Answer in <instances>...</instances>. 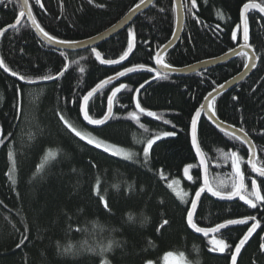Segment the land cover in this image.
Returning a JSON list of instances; mask_svg holds the SVG:
<instances>
[{
    "label": "trees",
    "instance_id": "1",
    "mask_svg": "<svg viewBox=\"0 0 264 264\" xmlns=\"http://www.w3.org/2000/svg\"><path fill=\"white\" fill-rule=\"evenodd\" d=\"M182 1L184 32L164 59L173 69L219 59L241 47L240 13L249 0H196L197 8L191 11V0ZM138 2L41 0L40 7L36 0H29V5L35 19L51 35L80 43L105 33ZM21 9L19 0L0 3V30L15 23ZM248 22L249 44L258 66L248 80L219 97L214 106L220 121L249 134L257 156L264 161V20L251 13ZM175 27L174 1L157 0L126 31L96 49L102 58L119 59L127 49L128 32L133 31V55L118 68L103 67L92 50L63 52L61 56V51L38 39L26 20L1 37L0 59L35 83L20 81L0 69V264H101L98 246L110 241H115L112 251L106 254L110 264H145L146 260L163 264L162 258L168 251L183 252L190 264H231L229 252H210L207 239L190 231L184 212L188 205L182 204L167 184L179 180L177 187L186 190L189 199L202 185L191 146V117L209 93L243 72L247 58L240 56L192 76L157 78L160 73L154 72L156 54L172 40ZM234 30L235 42L231 38ZM139 65L152 68V73L132 75L97 95L89 103L90 115L101 118L107 111L111 90L121 83L128 86L117 94L114 118L109 124L101 129L87 128L75 101L126 67ZM60 71L64 75L55 81L40 80L41 76L58 75ZM142 84L149 85L137 100L162 118L141 115L140 123L147 132L127 118L136 110V89ZM60 115L99 139L135 151L138 157L125 161L87 145L67 130ZM164 131H174L176 135L158 140L145 165L142 149L146 143L141 141ZM198 138L209 165L210 181L231 179V161L224 155L237 151L244 161L241 168L251 190V180L255 178L247 167L248 151L242 143L214 129L204 117L199 123ZM50 149L58 155L36 174ZM10 150L16 161L15 183L8 176ZM187 164L194 165L191 175L195 182L184 178ZM97 180L110 210L94 194ZM256 181L264 194V180ZM197 213L201 227L256 216L260 227L244 247L237 264H264V251L260 249L264 242V206L253 209L242 201L221 203L204 196ZM165 219L169 223L161 228ZM252 223L234 225L221 232L233 250ZM25 235L27 240L17 247ZM69 245L72 251L65 252Z\"/></svg>",
    "mask_w": 264,
    "mask_h": 264
},
{
    "label": "snow or ice",
    "instance_id": "2",
    "mask_svg": "<svg viewBox=\"0 0 264 264\" xmlns=\"http://www.w3.org/2000/svg\"><path fill=\"white\" fill-rule=\"evenodd\" d=\"M11 0H9V3ZM92 0H89V3H91ZM0 3H4V0H0ZM36 3L40 5V7H43L42 4H40V0H36ZM148 3V0H139L138 3L135 4V6L130 10L129 15L134 14L141 8L142 5H145ZM197 3L196 0H191V9H196ZM24 9H27V12H25ZM258 10L261 14H264V2L256 3L252 2V0H249V2H245L242 6L241 10V19L244 22V29H243V40L244 43L241 44V48H248L250 45L248 44L249 40V33H248V25H247V18L246 14L250 10ZM27 15L31 26L35 29L37 33H39L42 38L43 42L47 45H58L61 47H71L74 44H78L79 42L76 41H69L65 39H59L54 35H51L48 31H46L41 24L35 19L31 8L29 7V0H22V9L19 11V15L12 25H9L8 27H11L12 29H17L18 26L21 25V18ZM222 18V16H221ZM239 29V26H237V30ZM7 29L0 30V36L4 35V31ZM237 30H234L231 34L232 40L235 42L237 41ZM134 32L129 31L128 32V40H127V49L122 52V54L119 56V59H105L101 57V53L96 50V48H93L92 51L95 55V58L99 61L102 65H115L119 64L125 59L129 57V55L133 52L134 48ZM169 44H171V41H169ZM167 47V45L165 46ZM235 51V50H233ZM61 56L64 55L63 52L60 53ZM242 56H247L246 52H241ZM253 58L248 57V60L251 61ZM155 63L157 65H160L164 69L171 70L172 66L165 62L164 59H162L161 53H157L155 57ZM245 68H247L249 65L246 63ZM252 67H255V64L253 63L251 65ZM0 68H2L5 72L9 73L12 76H15L20 81H24L26 83H35V81L31 78H28L24 75H21L13 70H11L3 59H0ZM140 69L144 68V65H139ZM66 70V69H65ZM148 72H152V68L146 69ZM84 69L81 68V72H83ZM137 72L136 67H126L123 71H120L116 74V77H109L107 80L102 81L101 83L97 84L94 88H92L90 91L87 92L86 95H84L82 98L75 101V103L78 104L79 112L82 114L83 120L87 122L88 125L92 126H102L105 125L110 119L114 118V112L113 107L116 103L117 94L120 93L123 89H127L128 86L126 84L121 83L119 86L114 87L111 90V94L107 97V111L101 118H94L92 115H90V108L89 103L91 98L94 96L95 93H97L98 90L103 89L107 84H109L113 79H118L119 77H123L129 73H135ZM64 75V71H60L58 75H44L40 77V80L42 81H52L57 80L60 77ZM157 78L167 79V73H164L163 75L158 74ZM141 88L144 87V85H140ZM223 87V85H221ZM131 91V89H128ZM136 92H139V89H136ZM209 96L212 95V93L208 94ZM207 99V97H205ZM235 99V97H234ZM207 108L209 113L210 119H216V110L213 103H209L206 105H201L199 110H196L194 115H192L190 120V127H191V146L192 149L195 151L196 158H199L200 160V166L203 168V183L198 189L194 192V197L189 199V193L184 190L182 187H177L180 184L179 180H173L171 183L167 184V187L173 192L175 197L185 205H188L184 209L185 212V221L186 225L189 229H191L195 233L202 234L205 238H207V243L210 245L209 251L210 252H219V253H225L226 251L229 252L231 256V264H237V256L240 254L243 246L248 242V240L252 237L253 233L256 231L257 228L260 227V221L257 220L256 216L249 215L244 218L239 219H227L222 223H217L215 226L211 227H201L199 226V221L197 219L198 213L197 209L198 206L201 204V197L203 194L208 193L212 197H215L219 200H226V201H232L235 199H239L240 201H243L245 205H247L249 208H257L258 205L264 206V194H262L261 186L257 184L256 179L251 180V190H249L247 184H246V176L245 172L241 168V164L244 163L242 157L238 154L237 151H231L230 153H226L224 155L225 159H230L231 161V168L232 172L229 174L231 176L230 180H219L215 183L210 181L209 175H208V168L205 163L206 157L202 151L201 145L199 143L198 139V124L200 123V118L202 115V111ZM135 111L130 112L128 114V119H131L132 121H135L141 129H143L145 132L148 131V129L145 127L143 123H140L141 115L152 117L155 119H162L161 117H158L157 114L153 111H149L141 106V103L139 100H136L135 103ZM60 120L63 121L64 126L67 128V130L72 133L75 137L79 138L80 141L85 142L87 145L92 146L95 149H100L103 153L108 154L111 157H117L121 160L130 161L134 160V157H138L139 154L133 153L130 150H126L124 147L117 146L115 144L106 142L103 139H99L98 137L94 136L91 132H85L79 128H77L73 123H71L67 118H65L63 115H60ZM165 124L169 123V121L164 120ZM223 124V121L220 122V125ZM218 125V127H220ZM173 127H175L173 125ZM232 126L229 125V128ZM220 131L223 132L225 135L231 136L233 139L240 141L242 144L247 143L249 145V151H248V160L247 163L251 168L252 172H255L258 177H264V161H262L254 151L255 145L251 143L249 140V134L243 129L238 128L235 131L228 132L225 130V128L220 127ZM240 132L243 133V136L237 135L236 133ZM176 133L174 131H164L162 133H157L154 137H149L146 142L141 141V143H146V146L142 149L143 154V163L147 165L149 163L150 159V150L153 148V145L160 139L165 137H173ZM58 155L57 152L53 150H48L45 154V156L42 159V162L40 165H38L36 169V174H40L45 166L50 163L51 160H54L56 156ZM8 159L10 162V170L8 173L9 179L15 183L14 179V172L16 170V161H15V155L10 150L8 153ZM194 167L193 164H187L184 169V178H186L189 181H193V176L190 174V170ZM264 184V181L261 182ZM115 187V186H114ZM94 194L97 195L99 202L103 205V207L106 210H110L108 201L106 197L101 193L100 191V181L97 180L96 185L94 186ZM129 219L131 220L132 217L130 216ZM249 221H254V223L251 224L250 227H248L247 232L243 235L241 239H239V242L235 244V248L233 250V246L231 243L227 242L224 238V234L221 233V230L228 229L230 225H248ZM169 221L167 219L163 220L160 227L162 228L164 225H167ZM159 231V228L157 229ZM27 240V236L25 235L23 239L21 240V243L17 245V247H20L21 244L24 243V241ZM261 240L264 241V237H261ZM115 244V241H110L107 244L99 245V255L101 256V264H110V261L107 259V253L111 252L113 249V246ZM261 251H264V242L260 244ZM91 250V249H89ZM65 252H71L72 251V245H69L67 248L64 249ZM163 264H190L189 261H187L185 254L183 252H174V251H168L163 256ZM145 264H154L152 260H146Z\"/></svg>",
    "mask_w": 264,
    "mask_h": 264
},
{
    "label": "water",
    "instance_id": "3",
    "mask_svg": "<svg viewBox=\"0 0 264 264\" xmlns=\"http://www.w3.org/2000/svg\"><path fill=\"white\" fill-rule=\"evenodd\" d=\"M20 1V4H21V7H22V0H19ZM174 1V7H175V14H176V27H175V33H174V36L171 40V44H167V47H164L162 50H160L159 53H161L162 55V59H165L166 55L179 43V41L181 40L182 38V35H183V32H184V25H185V11H184V5H183V1L182 0H173ZM157 2V0H148V3L145 4V5H142L141 8L139 10H137L136 13L134 14H131L129 15V13L122 19L120 20L116 25H114L112 28H110L109 30H107L105 33L101 34L100 36L96 37V38H93V39H90L88 41H84V42H80L78 44H74L73 46L71 47H61V46H58V45H48L50 47H52L53 49L57 50V51H61V52H68V53H78V52H83V51H89V50H92L93 48H98L100 45H102L103 43H106L108 42L109 40L115 38L116 36L120 35L121 33H123L124 31H126L131 25L132 23L135 21V19L144 14L145 12H147L155 3ZM40 3H41V0H40ZM30 7V5H29ZM25 12H27V9H24ZM251 13H255L257 15H259L260 17H262V19L264 20V14H261L258 10H250L247 14H246V18H247V25H248V33H249V22H248V17ZM27 21L29 27L34 31V33L36 34V36L38 37V39L43 42V38L42 36L37 33L35 31V29L31 26V23L27 17V15H25L24 17L21 18V24L23 23V21ZM21 26V25H20ZM18 26V28L20 27ZM17 28V29H18ZM7 30L4 31V34L7 33V32H10V31H13V30H16V29H12L11 27H7L6 28ZM243 29H244V22L242 21L241 19V31H242V37H243ZM2 36H0V39H1ZM134 42V48H135V41ZM44 43V42H43ZM243 43H244V40H243ZM248 44H249V40H248ZM47 45V44H46ZM250 45V44H249ZM134 48H133V52H134ZM133 52L129 55V57L127 59H125L124 61H122L121 63L119 64H115V65H102L103 67L105 68H118V67H121L122 65L126 64L130 58L132 57L133 55ZM241 52H246L247 53V56H245L247 58V64L249 65L247 68H244L243 72L241 74H239L238 76H236L235 78H233L232 80H230L229 82H227L226 84L223 85V87H219L217 90H215L211 96H208L207 99L205 100L204 104L203 105H208L209 103H213L219 98L221 97L222 95L230 92L231 90L235 89L236 87H238L240 84H242L243 82H245L246 80H248L251 75L253 74V72L255 71V69L257 68L258 66V58L254 52V50L251 48V47H248V48H241L239 47L238 49H236L235 51H232L228 54H226L225 56L219 58V59H215V60H212V61H207V62H204V63H200V64H197V65H194V66H191V67H188V68H185V69H173L171 68V70H168V69H164L162 68L160 65H157L155 66V70L154 72H158L160 73L161 75H163L164 73H167V76H170V77H176V78H182V77H187V76H192V75H196L198 74L199 72L201 71H204V70H208V69H211V68H214V67H217V66H221V65H224L226 63H229L233 60H235L236 58L242 56L241 55ZM248 57H252L253 59L251 61L248 60ZM255 64V67H252L251 65L252 64ZM2 71H4L2 68H0ZM5 72V71H4ZM145 72H148L146 69H140V68H137V72L135 73H129L123 77H119L118 79H113L109 84H107L103 89L101 90H98L97 93L94 94V96L91 98L90 102L97 96L99 95L103 90H105L106 88H108L110 85L116 83V82H119V81H122L123 79L125 78H128L132 75H135V74H139V73H145ZM6 74H8L7 72H5ZM152 73V72H151ZM10 75V74H8ZM11 76V75H10ZM13 77V76H12ZM55 81V80H54ZM47 83V82H46ZM150 84V83H149ZM149 84H146L144 85L143 88H140L139 89V92L136 94V97H135V103H136V100H137V97H138V94L144 89L146 88ZM113 112H114V107H113ZM82 116V114H81ZM202 117H204L207 122L214 128L216 129L217 131L221 132L220 131V127H223L225 128L226 131L228 132H232V131H235L236 128L234 127H231L229 128V125H226V124H222L220 125V120L216 117V119H210L209 118V113H208V110L207 108H205L204 111H202V115H201V118L200 120L202 119ZM112 119H110L105 125H102V126H92V125H88L86 121L83 120V117H82V121L83 123L85 124V126L89 129H92V130H95V129H101L105 126H107L109 124V122L111 121ZM218 125H220V127H218ZM198 128H199V124H198ZM223 133V132H221ZM224 134V133H223ZM237 135H240L241 137L243 136V133H240V132H237L236 133ZM1 136V134H0ZM231 137V136H230ZM190 138H191V134H190ZM199 139V138H198ZM249 140L251 141V139L249 138ZM240 142V141H239ZM241 143V142H240ZM251 143L253 144V142L251 141ZM246 149L247 151H249V145L247 143H243L242 144ZM254 145V144H253ZM194 151V149H193ZM254 151L256 152L257 154V151H256V147L254 149ZM194 154H195V151H194ZM196 157V155H195ZM197 160V163H198V167L200 168V171H201V174H202V183H203V168L200 166V160L199 158H196ZM205 163L207 165V168H208V175H209V165H208V162H207V159L205 160ZM247 167L250 169L251 171V168L250 166L248 165L247 163ZM252 172V171H251ZM190 174H191V170H190ZM252 174L254 175V178L256 180H264V177H258L257 174L255 172H252ZM185 180L187 182H192V181H189L185 178ZM204 196H208L212 199H214L215 201H218V202H221V203H234V202H237V201H240L239 199H235V200H232V201H226V200H219L215 197H212L210 194L208 193H205L202 195L201 197V201L202 199L204 198ZM243 202V201H242ZM244 204V203H243ZM245 205V204H244ZM247 206V205H245ZM199 207L200 205L198 206V209H197V212L199 210ZM248 207V206H247ZM234 225H230L229 228L233 227ZM226 229H223L221 230V232L225 231ZM190 231L198 236V237H201L203 239H207L205 238L202 234L200 233H195L193 232L191 229ZM257 231V229H256ZM256 231L253 233L252 237L254 236V234L256 233ZM251 237V238H252ZM250 238V239H251ZM250 239L248 240V242L250 241ZM247 242V243H248ZM246 243V244H247ZM246 244L243 246L240 254L237 256V262L240 258V255L244 249V247L246 246Z\"/></svg>",
    "mask_w": 264,
    "mask_h": 264
},
{
    "label": "rangeland",
    "instance_id": "4",
    "mask_svg": "<svg viewBox=\"0 0 264 264\" xmlns=\"http://www.w3.org/2000/svg\"><path fill=\"white\" fill-rule=\"evenodd\" d=\"M166 138V137H165ZM126 150H130V149H126ZM131 152H133V153H136L135 151H133V150H130Z\"/></svg>",
    "mask_w": 264,
    "mask_h": 264
}]
</instances>
